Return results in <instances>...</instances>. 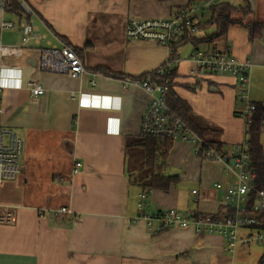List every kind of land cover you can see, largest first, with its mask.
Wrapping results in <instances>:
<instances>
[{"label": "crops", "instance_id": "0c3cea01", "mask_svg": "<svg viewBox=\"0 0 264 264\" xmlns=\"http://www.w3.org/2000/svg\"><path fill=\"white\" fill-rule=\"evenodd\" d=\"M23 1L32 10L28 18L4 17L29 22L42 39L17 54L0 56V125L23 142L19 174L0 184V205L11 206L14 212L11 223H0V264H236L235 250L228 254L219 234H195L190 227L155 231L134 219L141 213L140 182L149 172L136 141L150 96L137 84L124 87L122 79L152 77L170 56L155 42L127 40L125 22L131 15L168 17L190 0ZM219 1L242 4V0H214ZM247 2L248 13L231 16L242 23L264 24V0ZM208 16L206 9L198 12V23ZM213 32L208 24L198 29L197 37L207 38ZM19 42L18 29H0V44ZM62 44L76 49L87 71L97 74L94 86L89 73L72 78L40 69L39 49ZM195 49H214L248 62L249 98L264 106V28L251 37L245 27L232 24L224 36L181 45L172 63V91L189 106L188 122L214 128L205 130V137L231 151L246 138L245 124L235 114L240 110L235 79L197 70L190 56ZM30 81H36L43 93L30 94ZM75 160L81 166L71 176ZM166 164L165 174L177 180L166 192L151 189L144 213L167 208L181 213L219 210L233 181L220 162L196 156L190 142L176 139ZM60 206H69L73 217L58 220L37 213L39 208ZM259 232L257 264L264 259V230ZM250 239L249 228H240L235 249Z\"/></svg>", "mask_w": 264, "mask_h": 264}, {"label": "built area", "instance_id": "2783aa9c", "mask_svg": "<svg viewBox=\"0 0 264 264\" xmlns=\"http://www.w3.org/2000/svg\"><path fill=\"white\" fill-rule=\"evenodd\" d=\"M214 4V0H208L201 5L185 4L178 8L172 15L159 18H139L129 16L124 26V36L127 40H146L165 46L169 50L167 58L155 71V75H161L170 70L176 60L170 55L172 46L180 40L186 31L197 32V14L203 7ZM20 11L9 12L11 0H0V29H18L20 42L18 44H0V56L19 53L22 48L32 43H38L42 34L24 20H12L4 17L6 14L25 16L32 10L23 1L18 0ZM17 16V17H18ZM197 70L207 74L225 73L234 77L237 85V100L240 110L235 114L245 124V131L252 122L257 104L248 95V62L239 61L230 53L219 52L214 49H195L190 55ZM38 66L45 71L65 73L72 78L83 74H90V85L96 83L97 74L88 72L81 58L75 50L66 44L61 46L41 47L39 49ZM123 86L129 84L139 85L147 94L149 100L141 114L138 136L141 138H158L168 140H185L193 145L194 152H198L199 146H205L203 158L220 162L225 172L233 175L232 183L226 187L219 210L213 213H181L175 208L156 210L153 213H144V201L148 192L141 191L138 194L137 208L141 211L134 219L143 220L150 230L161 231L169 228H191L195 234H219L225 238L224 250L232 254L238 243V230L242 227L256 230L255 239L261 240V233L255 226L261 222L258 215L264 213V186H257L255 175L250 170V155L246 140L234 146L231 155L221 152L214 147L205 144L202 137L193 130L166 101V83H159L151 79L150 74L140 77H124ZM27 90L32 95L42 94L44 89L36 82L30 81ZM70 92V97L75 98ZM0 107V124H1ZM264 122V112L262 113ZM23 142L0 125V184L6 180L17 177L21 167V155ZM81 162H73L71 176L79 172ZM216 187L220 183L215 184ZM193 193L195 190L192 191ZM143 211V212H142ZM39 216L45 213L52 218L60 220L62 217H73V211L69 206L37 209ZM250 214L249 217L247 215ZM14 218L13 208L8 205H0V223H11Z\"/></svg>", "mask_w": 264, "mask_h": 264}, {"label": "trees", "instance_id": "16d2710c", "mask_svg": "<svg viewBox=\"0 0 264 264\" xmlns=\"http://www.w3.org/2000/svg\"><path fill=\"white\" fill-rule=\"evenodd\" d=\"M166 1V0H159ZM193 0H190L188 4H193ZM208 0H205L206 2ZM196 5V4H194ZM199 5V4H197ZM11 7L9 12L20 11L18 0H11ZM180 8V7H179ZM208 10V18L204 22L198 23V29L205 28L206 25L214 27V32L207 38H198L197 32L186 31L184 36L178 40L171 48L170 55L173 59H177V49L186 43L198 44L204 41H211L213 38L224 36L227 28L232 24H239L245 27L250 36H254L260 28H264V24L258 22L242 23L241 18H233L231 15L234 13L246 14L249 12V5L247 0H242L241 5H232L225 1L214 2L213 5L203 7L201 10ZM29 15H27V18ZM26 19V18H25ZM73 48V47H72ZM74 49V48H73ZM77 53L76 49H74ZM78 54V53H77ZM175 68L165 71L161 75H153L152 80L159 83H166L168 90L166 91L167 104L173 109L193 130H195L204 140L205 144L221 152L232 154L234 147L231 151H227L223 148V145L218 140H211L205 137L204 131L214 130L211 127L200 128L197 125L190 124V108L189 106L179 99L172 91V80L175 76ZM264 112V106L257 104V109L254 113L252 122L248 125L245 131V140L247 144L248 153L250 155V170L255 175V183L257 186H264V154L263 147L260 141L261 134L264 128V122L262 121V113ZM137 145L143 148V161L149 172L142 177L145 182H140V186H143V191L149 192L151 189H159L166 192L170 184L177 180L175 175H166L165 169L167 168L166 159L171 147L172 140L158 139V138H141L138 136L136 141ZM205 146H199L196 156L203 159V150ZM207 214V213H203ZM258 220L261 222L258 226H255L258 231L264 230V213L258 215ZM252 229V228H251ZM258 264H264V259L261 258Z\"/></svg>", "mask_w": 264, "mask_h": 264}, {"label": "rangeland", "instance_id": "374dc122", "mask_svg": "<svg viewBox=\"0 0 264 264\" xmlns=\"http://www.w3.org/2000/svg\"><path fill=\"white\" fill-rule=\"evenodd\" d=\"M260 141L264 154V139ZM249 231L252 239L246 244L238 245L233 254L236 257V264H257V259L261 255L260 242L254 238L256 230L250 228Z\"/></svg>", "mask_w": 264, "mask_h": 264}, {"label": "water", "instance_id": "95a60500", "mask_svg": "<svg viewBox=\"0 0 264 264\" xmlns=\"http://www.w3.org/2000/svg\"><path fill=\"white\" fill-rule=\"evenodd\" d=\"M249 216H250V214L247 215V217H249Z\"/></svg>", "mask_w": 264, "mask_h": 264}]
</instances>
